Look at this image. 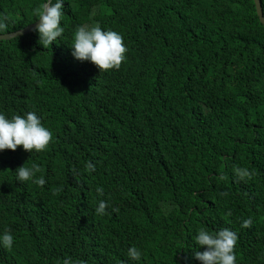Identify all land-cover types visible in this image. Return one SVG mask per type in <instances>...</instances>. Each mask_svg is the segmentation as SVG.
<instances>
[{"label": "trees", "instance_id": "obj_1", "mask_svg": "<svg viewBox=\"0 0 264 264\" xmlns=\"http://www.w3.org/2000/svg\"><path fill=\"white\" fill-rule=\"evenodd\" d=\"M40 2L0 0V35L37 22ZM62 7L63 40L49 48L34 30L0 40V112L33 111L52 132L46 151H0V233L14 237L0 264H130V246L141 264H200L202 227L237 233L236 264H264V25L253 0ZM82 24L122 35L119 69L71 56ZM23 164L45 183L17 182Z\"/></svg>", "mask_w": 264, "mask_h": 264}, {"label": "clouds", "instance_id": "obj_2", "mask_svg": "<svg viewBox=\"0 0 264 264\" xmlns=\"http://www.w3.org/2000/svg\"><path fill=\"white\" fill-rule=\"evenodd\" d=\"M65 0H41L36 9V24L34 31L38 34V43L43 48H49L50 44L57 43L62 39L64 27L61 24L64 15L63 7ZM94 14V13H93ZM5 25L0 23V32ZM71 56L78 61H88L95 65L100 71L119 69L121 63L126 59L127 47L123 43L122 35L111 29H102L99 24H82L75 27L73 39L70 44ZM52 141V132L46 128L41 118L33 111L6 117L0 112V151L5 149L15 150L20 146L22 150L30 153L46 151ZM89 171H94L95 166L88 163ZM39 166L33 164L26 167L24 164L15 170L17 182L33 180L38 185H43L42 177L34 179ZM235 175L238 179H244L249 173L244 168H237ZM97 192H102L97 188ZM108 203L99 200L95 207L97 215H104ZM250 221L245 220L243 227H247ZM237 233L230 228L224 227L215 232L207 228H200L194 236L197 247L203 246L202 251H194V258L200 264H236L235 246L237 244ZM14 237L10 232L0 233V246L11 249ZM127 258L130 264H141L142 252L136 246L127 249ZM63 264H70L68 259Z\"/></svg>", "mask_w": 264, "mask_h": 264}, {"label": "water", "instance_id": "obj_3", "mask_svg": "<svg viewBox=\"0 0 264 264\" xmlns=\"http://www.w3.org/2000/svg\"><path fill=\"white\" fill-rule=\"evenodd\" d=\"M253 2H254L255 11H256V14L258 16L259 22L262 25H264V17L262 15V10H261V7H260L259 0H253ZM37 23H38V21L33 23V24H31V25H29V26H27V27H25V28H23V29H21L18 32H15V33L6 34V35H0V40H8V39H11V38H14V37H17V36L27 35V34L31 33L34 30V28H35Z\"/></svg>", "mask_w": 264, "mask_h": 264}]
</instances>
